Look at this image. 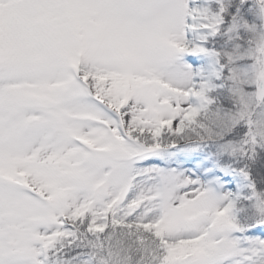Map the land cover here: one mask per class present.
I'll list each match as a JSON object with an SVG mask.
<instances>
[{"label": "snow or ice", "instance_id": "6c2138e0", "mask_svg": "<svg viewBox=\"0 0 264 264\" xmlns=\"http://www.w3.org/2000/svg\"><path fill=\"white\" fill-rule=\"evenodd\" d=\"M0 264H264V0H0Z\"/></svg>", "mask_w": 264, "mask_h": 264}]
</instances>
